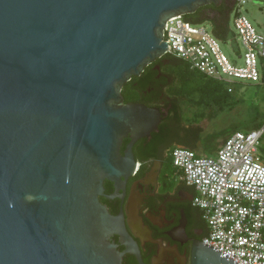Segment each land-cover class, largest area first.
Returning <instances> with one entry per match:
<instances>
[{
	"label": "water",
	"instance_id": "obj_1",
	"mask_svg": "<svg viewBox=\"0 0 264 264\" xmlns=\"http://www.w3.org/2000/svg\"><path fill=\"white\" fill-rule=\"evenodd\" d=\"M221 3L0 0V264H143L100 197L109 181L124 198L134 145L167 114L121 92L166 55L168 19ZM191 264L238 263L194 240Z\"/></svg>",
	"mask_w": 264,
	"mask_h": 264
},
{
	"label": "built area",
	"instance_id": "obj_2",
	"mask_svg": "<svg viewBox=\"0 0 264 264\" xmlns=\"http://www.w3.org/2000/svg\"><path fill=\"white\" fill-rule=\"evenodd\" d=\"M223 1V0H221ZM230 19L244 54L243 65L232 62L212 29L193 24L184 16L167 20L164 41L167 54L191 69L225 84L228 91L240 80L262 82L264 36L240 13L247 0H232ZM238 80V81H237ZM259 129L235 131L222 141L212 157L201 156L184 146L171 151L174 177L195 191L193 205L202 211L208 233L202 242L238 264H264V162Z\"/></svg>",
	"mask_w": 264,
	"mask_h": 264
},
{
	"label": "flooded vegetation",
	"instance_id": "obj_3",
	"mask_svg": "<svg viewBox=\"0 0 264 264\" xmlns=\"http://www.w3.org/2000/svg\"><path fill=\"white\" fill-rule=\"evenodd\" d=\"M155 69L159 71L153 80L156 86L144 92L141 96L143 101L136 102L168 114L176 105L182 107L183 103H169L172 95L163 82L168 81V75L161 70L160 64L155 63ZM128 142L129 139L123 140V151ZM136 144L133 153L137 167L125 183L124 198H107L115 192V187L105 181V195L100 197V201L112 215L124 214L127 230L138 243L143 264H191L193 241L203 240L208 227L193 205L195 191L181 181L172 184V177L167 172L169 148L165 146L166 141L154 144L151 147L153 156L144 161L135 154ZM148 144L144 145V151L148 150ZM178 228L182 229V241L173 240L170 236ZM112 241L117 243L118 237L114 236ZM117 250L121 252L124 247L119 244ZM122 264L139 262L135 256L125 254Z\"/></svg>",
	"mask_w": 264,
	"mask_h": 264
},
{
	"label": "trees",
	"instance_id": "obj_4",
	"mask_svg": "<svg viewBox=\"0 0 264 264\" xmlns=\"http://www.w3.org/2000/svg\"><path fill=\"white\" fill-rule=\"evenodd\" d=\"M231 5L228 0H223L219 6L213 4L205 7L199 8L195 14L186 15L184 19L193 24H202L205 21H209L211 24V29L213 34L222 41H227L229 39H234V33L232 32L229 21L231 15ZM167 61V63H163ZM155 63L160 64L161 70L168 75V81H163L166 86L171 89L170 94L172 98L169 103H190L195 105V103L204 105L209 103L221 104V103H234L228 100V95L232 91H228V87L214 79L208 78L205 75L199 73L196 70L190 68V66L170 55L167 54L160 59L155 60L152 64L147 66L141 76L132 77V79L123 86L122 96L125 103L143 101L142 97L144 92L148 88H154L156 85L153 80L156 78L159 71L155 69ZM264 81V68L263 77ZM177 83V86L174 84ZM174 86V87H173ZM199 120H201L204 115L199 114ZM198 119L193 118V123L191 119L186 118L182 111V107L176 105L172 108L167 116L163 118L158 126L157 131L153 132L151 138H144L136 144L135 154L136 156L144 161L153 156L151 147L160 141H166L165 146L169 148L168 152V175L172 177V184L176 183V178L174 177L175 168L173 166V160L171 156V151L176 146H184L191 150L196 151L199 143L202 140V129L194 123L199 122ZM264 125V122H257L254 124L252 130L259 129ZM249 130V131H252ZM238 130H233L229 132L223 130L219 133V136H225V139L232 133ZM219 136L214 138L218 139ZM151 140V141H150ZM128 140L124 141L127 142ZM148 144V150L144 151V145ZM217 146L214 147V150ZM123 148H121V152ZM138 152V153H137ZM199 211L200 219L207 223L202 218V211ZM208 233V227L207 232ZM205 235V236H206Z\"/></svg>",
	"mask_w": 264,
	"mask_h": 264
},
{
	"label": "rangeland",
	"instance_id": "obj_5",
	"mask_svg": "<svg viewBox=\"0 0 264 264\" xmlns=\"http://www.w3.org/2000/svg\"><path fill=\"white\" fill-rule=\"evenodd\" d=\"M239 8L240 13L246 16L257 31L264 36V0H247ZM202 25L211 30L209 21H205ZM229 26L235 35L232 18L229 21ZM221 47L232 62L243 65L244 61L239 59V54H244L245 50L238 35L234 39L223 41ZM174 86H177V83ZM232 87L233 91L227 98L234 103L218 105L215 103L206 105L204 103H195V105L183 103L182 111L186 118L192 120L191 123H193V118L200 119L199 114L204 115L199 122L194 123L202 129V140L196 150L201 156L212 157L215 155L214 147L217 146V149L225 139L224 135L219 136L223 130L247 132L254 128L255 123L264 122V81L240 80ZM168 90L171 91V89ZM215 136H219L218 139L214 138ZM258 151L264 162V136Z\"/></svg>",
	"mask_w": 264,
	"mask_h": 264
},
{
	"label": "crops",
	"instance_id": "obj_6",
	"mask_svg": "<svg viewBox=\"0 0 264 264\" xmlns=\"http://www.w3.org/2000/svg\"><path fill=\"white\" fill-rule=\"evenodd\" d=\"M229 2H230V5L232 6V4H233V1L232 0H228Z\"/></svg>",
	"mask_w": 264,
	"mask_h": 264
}]
</instances>
